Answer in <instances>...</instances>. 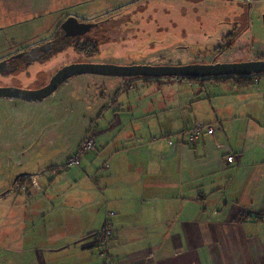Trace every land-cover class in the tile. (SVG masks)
Here are the masks:
<instances>
[{
    "label": "crops",
    "instance_id": "obj_1",
    "mask_svg": "<svg viewBox=\"0 0 264 264\" xmlns=\"http://www.w3.org/2000/svg\"><path fill=\"white\" fill-rule=\"evenodd\" d=\"M140 78L158 85L166 79ZM209 82L217 94L233 87L218 112L211 115L217 105L210 104L209 120L199 124L213 127L212 133L204 128L198 134L181 118L149 147H113L106 155L103 145L80 168L58 171L68 172L57 196L48 195L37 176L21 180L13 192H25L18 193L23 202L37 197L45 208L20 209L11 225L0 226V264H264V75L248 88ZM130 99L122 117L148 106ZM185 107L173 98L154 109L178 113ZM173 135L174 143L168 141ZM106 223L112 237L104 247L99 236Z\"/></svg>",
    "mask_w": 264,
    "mask_h": 264
},
{
    "label": "rangeland",
    "instance_id": "obj_2",
    "mask_svg": "<svg viewBox=\"0 0 264 264\" xmlns=\"http://www.w3.org/2000/svg\"><path fill=\"white\" fill-rule=\"evenodd\" d=\"M69 17L96 24L79 39L98 42L100 53L77 54L67 42L66 50L62 48L44 63L18 70L15 76L7 75L10 72L6 77L0 75V87L37 89L57 68L70 63L185 65L264 60V0L252 4L247 0H0V59L58 38L60 25ZM231 41V49L222 53ZM165 78V84L158 85L144 83L140 77L81 75L40 102L0 98V195L7 191L0 198V226L11 225V217L20 209L45 208L39 198L23 202L27 194L13 192L17 187L12 186L13 180L19 175L40 178L48 195L63 194V176L68 171H58L83 136L93 133L96 149L80 156L79 164L103 145L109 146L106 155L113 147H149L164 138L160 130H170V122L182 123L183 118L187 127L201 126L209 120L210 104L217 105L218 109H211L215 115L233 88L217 94L209 80L202 87L181 78ZM130 83L131 89L125 88ZM132 97L142 98L137 100H145L148 106L135 117H122ZM173 98L186 101V107L177 109L178 113L154 109ZM100 130H106L102 138ZM126 138L133 141L126 144ZM169 140L174 143L178 138L173 135ZM102 160L95 161V166L99 168ZM18 193L25 196L18 197Z\"/></svg>",
    "mask_w": 264,
    "mask_h": 264
},
{
    "label": "water",
    "instance_id": "obj_3",
    "mask_svg": "<svg viewBox=\"0 0 264 264\" xmlns=\"http://www.w3.org/2000/svg\"><path fill=\"white\" fill-rule=\"evenodd\" d=\"M95 23L80 22L75 17L67 18L61 25L68 37L84 36ZM84 38V37H83ZM1 64V63H0ZM264 74V60H251L235 63H196L179 65H119L112 63L80 62L61 67L48 84L38 89H23L13 86L0 87V98L20 99L26 102H40L52 95L63 83L75 76L98 75L109 77H145V78H198L245 77ZM26 174L19 175L15 181Z\"/></svg>",
    "mask_w": 264,
    "mask_h": 264
},
{
    "label": "flooded vegetation",
    "instance_id": "obj_4",
    "mask_svg": "<svg viewBox=\"0 0 264 264\" xmlns=\"http://www.w3.org/2000/svg\"><path fill=\"white\" fill-rule=\"evenodd\" d=\"M83 22H85V21H83ZM61 25H60V30L62 32H60V36L58 38L56 36L52 37L48 40H45L42 44H40L37 47L21 49L18 52L14 53L8 57L0 59V63H1L0 64V75H2L3 77H6L7 72H10L7 75L15 76V73L18 72V70L25 69V67H26V69H28L29 66L34 65L36 63H38V64L42 63V62L44 63L48 60L49 57L55 55V53H59V51L61 52L62 48L66 50L67 42L69 44L68 48H71L74 53H77V54L80 53V54L84 55V52H82V51H79V53H78V51L75 48V45L77 43H83L87 39L80 40L79 37H82V36H78V35L73 36V37L66 36L64 31L61 28ZM95 27H96V25L94 27H92V29L89 32H91ZM221 52H222V50H221ZM85 55H88V54L85 53ZM95 55H97V54H95ZM91 56H93V54ZM14 60L17 62V64L18 63L19 64L14 65ZM257 60H260V59H257ZM58 70H59V68H57L55 70V73ZM54 74H52L51 77ZM51 77L48 79V82L50 81ZM48 82H46L44 85L42 84V85L38 86V88L45 86L46 84H48ZM28 177L29 176L26 174V176H24V179L28 178ZM20 181H21L20 178L17 179L16 181L14 179L13 180L14 183L12 185L18 184Z\"/></svg>",
    "mask_w": 264,
    "mask_h": 264
},
{
    "label": "trees",
    "instance_id": "obj_5",
    "mask_svg": "<svg viewBox=\"0 0 264 264\" xmlns=\"http://www.w3.org/2000/svg\"><path fill=\"white\" fill-rule=\"evenodd\" d=\"M229 36L230 35H228V37ZM232 43H233L232 41H231V43H228V47L226 49H222V52L223 51H229L231 49ZM75 48L78 52L82 51L88 55H90V54L95 55V54H98L100 52L99 44L97 42L92 41V40H85L83 43H77L75 45ZM55 54H57V53H55ZM51 57H49L48 59H51ZM261 76L262 75H253V76H245V77H231V76H229V77H215V78H207V79H198V78H181V79L192 81V82H203L205 80H209V81L213 80L217 83L234 84V85L239 86L241 88H248V87L253 86L255 84L254 80L261 77ZM146 80H150V79H146ZM24 176H26V175H24Z\"/></svg>",
    "mask_w": 264,
    "mask_h": 264
},
{
    "label": "built area",
    "instance_id": "obj_6",
    "mask_svg": "<svg viewBox=\"0 0 264 264\" xmlns=\"http://www.w3.org/2000/svg\"><path fill=\"white\" fill-rule=\"evenodd\" d=\"M249 3L253 2V0H247ZM205 127L204 126H199L197 127L195 130H196V133L199 134V132L204 129ZM205 129H207L208 132L212 133L214 131L213 127H206ZM194 139H195V136L194 135H191L190 137V140L192 142H194ZM95 148V136L93 133L87 135L84 137V139L81 141V143L79 144L78 148H77V152L72 156L70 157L65 164H63V168H72L76 165L79 164V161H80V156L86 154L87 152L89 151H92L94 150ZM228 161L230 163L234 162L235 161V157L234 156H229L228 157ZM112 237V231L110 230L109 228V225L108 223H106L104 225V228H103V233L102 235L99 236V242L102 246L104 247H107L108 246V243L110 241Z\"/></svg>",
    "mask_w": 264,
    "mask_h": 264
}]
</instances>
